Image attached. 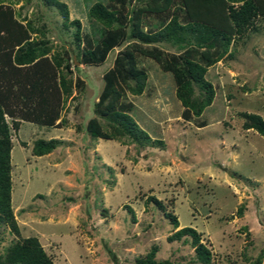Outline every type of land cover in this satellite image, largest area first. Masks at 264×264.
<instances>
[{"label":"rangeland","instance_id":"obj_1","mask_svg":"<svg viewBox=\"0 0 264 264\" xmlns=\"http://www.w3.org/2000/svg\"><path fill=\"white\" fill-rule=\"evenodd\" d=\"M15 2L19 6L9 5L13 20L24 26L31 42L46 49L54 73L50 82L61 78L68 92L61 94L58 126L4 114L11 143L10 206L18 234L1 225L0 252L14 239L33 235L55 264H139L136 257L153 246L160 264H198L190 235L172 237L189 225L209 248L211 264H264V134L242 124L243 111L264 119V12L229 33L222 55L206 65L203 77L212 94L196 113V105L207 97L205 88L190 82L185 97L192 106L182 104L172 72L162 66L171 54L202 48L191 38L178 47L163 38L141 42L131 36L98 64L80 61L86 38L97 40L105 24L90 14L93 3L118 10L124 19L135 13L143 31L165 28L189 37V26H197L181 0ZM6 37L0 31V71H6L15 49L4 56ZM131 41L156 47L160 55L157 60L137 53L145 77L121 84V99L131 103L127 113L148 135L140 140L93 109L102 72ZM6 67L8 76L12 66ZM19 67L27 74L32 66ZM91 116L113 137L91 136L85 129ZM38 137L59 142L37 155L31 147Z\"/></svg>","mask_w":264,"mask_h":264},{"label":"trees","instance_id":"obj_2","mask_svg":"<svg viewBox=\"0 0 264 264\" xmlns=\"http://www.w3.org/2000/svg\"><path fill=\"white\" fill-rule=\"evenodd\" d=\"M123 1V0H122ZM171 0H164L165 4ZM233 2H238L232 6ZM57 6L64 8V4L55 1ZM185 12L190 20L197 26L193 30L189 26V33L180 36L174 31H143L137 23L136 14L125 19L118 10H112L101 2L93 3L89 12L99 21L104 22L100 29L99 37L94 42L88 37L81 51V62L98 64L105 58L106 53L114 45L120 44L128 37H135L138 41H156L161 38L171 40L176 46L182 47V43L190 42V38L196 45L202 48L189 47L178 53L171 54L168 61L163 63V68L170 70L176 85V95L184 105H191L186 99L190 91V82H198L207 91V97L202 103L196 105L194 111L197 113L206 104L212 94L211 85L203 77L205 67L218 59L226 49L229 41V33L233 32L255 13L264 12V0H181ZM228 4V5H227ZM225 8L229 12L225 13ZM9 5L0 2V31L7 32L2 49L6 56L7 49L15 48L12 60H8L6 66H12L10 74L5 75L8 70L0 71V226H6L10 231L18 234V226L10 206V133L4 114L14 116L15 114L25 120L38 122L43 125H57L55 121L58 116L61 94L68 92V87L61 78L53 84L54 73L49 59L44 57L46 49L41 47L40 42H31L26 35L24 26L13 20ZM65 14V11L63 12ZM123 19V20H122ZM129 20L132 24L126 27ZM77 23V20H75ZM123 23V24H122ZM125 24V25H124ZM172 24V22H171ZM173 24L174 17H173ZM12 25V27H11ZM203 29V31L201 30ZM193 30V31H192ZM185 41V42H184ZM137 41H131L125 47L119 49L112 64L102 72V87L94 102V111L97 115L111 121L116 129L126 133L134 140L148 138L147 133L138 127L127 113L131 109V103L121 99L123 95L122 83L127 85L128 79L141 81L145 77V71L137 66L136 54L151 55L160 59L158 48L141 47ZM1 48V47H0ZM9 57V56H8ZM203 60L200 62L198 59ZM54 64L59 60L51 56ZM43 61V63H41ZM30 64L31 70L27 74L20 70L19 66ZM54 64V65H55ZM64 67L68 69L66 62ZM31 73V74H30ZM6 76V77H5ZM16 86L13 89V85ZM38 94L36 100L32 96ZM243 126L254 127L264 134V119L257 113L242 112ZM14 122V121H13ZM12 122V123H13ZM85 129L91 136L101 138H112L113 134L102 127L99 118L89 117L85 122ZM156 141V140H155ZM59 142L56 137L36 138L32 143V153L40 155L50 151ZM158 142V141H156ZM173 226H177L176 217L170 218ZM181 234L190 235L193 244L194 258L198 264H211V253L209 248L199 240L198 232L189 225H184L172 233V237ZM153 246L149 251L139 257V264H160L155 260ZM0 264H55L51 257L45 252L37 238L33 235L18 237L4 246L0 252Z\"/></svg>","mask_w":264,"mask_h":264},{"label":"crops","instance_id":"obj_3","mask_svg":"<svg viewBox=\"0 0 264 264\" xmlns=\"http://www.w3.org/2000/svg\"><path fill=\"white\" fill-rule=\"evenodd\" d=\"M17 2H15V0H5V2H2V3H6V4L11 5V6H13V5L19 6V4Z\"/></svg>","mask_w":264,"mask_h":264}]
</instances>
